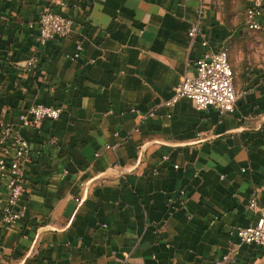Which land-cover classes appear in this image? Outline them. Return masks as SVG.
I'll return each instance as SVG.
<instances>
[{
    "label": "crops",
    "instance_id": "obj_1",
    "mask_svg": "<svg viewBox=\"0 0 264 264\" xmlns=\"http://www.w3.org/2000/svg\"><path fill=\"white\" fill-rule=\"evenodd\" d=\"M51 1L0 0V119L61 108L22 129L27 211L0 225V264H264L233 233L251 196L264 206V32L224 22L219 0H66L71 32L41 45ZM201 1L239 94L224 116L166 104L204 51L188 37Z\"/></svg>",
    "mask_w": 264,
    "mask_h": 264
},
{
    "label": "built area",
    "instance_id": "obj_2",
    "mask_svg": "<svg viewBox=\"0 0 264 264\" xmlns=\"http://www.w3.org/2000/svg\"><path fill=\"white\" fill-rule=\"evenodd\" d=\"M51 2L53 4L50 3L39 11L36 20L37 41L41 45L49 40L65 38L72 29L73 20L59 11L67 6L66 0ZM202 17L203 1L199 3L197 18L190 25L188 37L191 46L200 39L204 51L194 61V72H185L180 76L166 104L173 105L179 99L187 98L198 110L212 107L220 116H224L233 112L239 96L234 86V71L226 50L220 48L213 51L208 40L201 37ZM262 17H264L263 0H247L245 25L249 29L264 32V21L258 20ZM77 56L78 53H74V57ZM34 64L33 58L27 61L29 68ZM60 113L59 106L34 102L18 115L16 123L0 119V202L4 196L0 208V225L8 226L18 223L27 211V204L23 201L26 182L24 171L30 150L22 129L37 126L43 120H55ZM115 167L125 170L119 164H115ZM246 208L254 213L255 221L248 226L235 227L234 236L240 243L264 247V206H259L256 198L251 196L246 203ZM232 252L236 254L237 251L233 248ZM230 257L223 256L222 261Z\"/></svg>",
    "mask_w": 264,
    "mask_h": 264
},
{
    "label": "rangeland",
    "instance_id": "obj_3",
    "mask_svg": "<svg viewBox=\"0 0 264 264\" xmlns=\"http://www.w3.org/2000/svg\"><path fill=\"white\" fill-rule=\"evenodd\" d=\"M245 6L246 0H219V9L224 22L237 28L243 23ZM262 40L264 43V39Z\"/></svg>",
    "mask_w": 264,
    "mask_h": 264
}]
</instances>
